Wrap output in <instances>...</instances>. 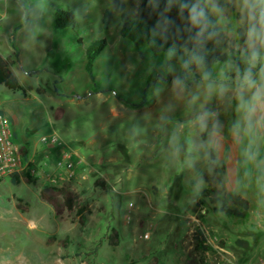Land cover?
I'll list each match as a JSON object with an SVG mask.
<instances>
[{"label":"rangeland","instance_id":"1","mask_svg":"<svg viewBox=\"0 0 264 264\" xmlns=\"http://www.w3.org/2000/svg\"><path fill=\"white\" fill-rule=\"evenodd\" d=\"M121 1L131 14L130 0ZM55 10L72 11L75 26L54 31ZM105 10L112 14L108 30L101 22ZM206 10L233 55L208 81L199 73L202 81L187 86L168 55L138 51L120 37L110 0H0V57L24 88H32L23 97L0 87V112L25 148L33 176L31 185L0 181V264H264V136L257 117L246 131L234 91L223 97L206 92L229 62L243 75L248 26L236 10L231 14L212 0ZM99 39L107 46L92 80L85 50ZM145 89V106L132 109ZM56 108L63 110L60 120ZM66 159L74 164L71 176L64 174ZM205 173L221 192L249 200L245 219L215 213L209 203L191 212L206 187ZM45 184L80 194L90 209L84 226L75 212L58 216L39 199ZM111 229L115 247L107 243ZM196 230L205 236L203 253L194 250Z\"/></svg>","mask_w":264,"mask_h":264},{"label":"trees","instance_id":"2","mask_svg":"<svg viewBox=\"0 0 264 264\" xmlns=\"http://www.w3.org/2000/svg\"><path fill=\"white\" fill-rule=\"evenodd\" d=\"M114 11L120 17L119 35L127 40L132 46L139 51L140 48L146 47L153 55L166 54L171 60L176 62L182 68L181 77L185 85L190 86L194 83L202 81L199 73L207 72L209 77L213 75L214 68L221 63L228 61L233 51L230 50V42L224 32L216 25L213 17L208 12L209 26L206 32L214 33L212 39L206 40L202 45H198L195 40V29L189 31L187 21V11L181 13L180 5L187 3L191 6L196 0H130L133 6L131 14L125 12V5L121 0H110ZM220 7L226 9L229 13H235L232 4L226 0H212ZM207 11V10H206ZM239 19V14H236ZM112 20V14L105 10L102 14V27L108 30ZM76 24L75 16L72 11L55 10L53 29L61 31L66 28H73ZM237 36L240 43H244L243 30L241 27L237 29ZM107 43L104 39L94 40L85 50V71L89 78L93 80V65L96 58L105 49ZM170 50L172 54L169 55ZM140 59H143L141 52ZM199 55L203 58V65L197 66L193 61V57ZM0 87H4L12 93H18L23 97H27L32 88H24L18 81L17 77L9 70L8 63L0 57ZM38 91V90H37ZM146 104V89L139 103L132 104V109H140ZM63 110L56 108L55 119L60 120ZM14 142L18 144L15 133L13 132ZM20 151L27 159L26 150L20 146ZM210 167L216 169L214 163V155L210 153ZM13 185L23 183L31 185L33 176L23 170L13 173L10 176ZM204 181L206 187L200 194V198L193 203L190 210L196 214L203 209L207 203L214 206L213 212L221 213L225 217L243 220L247 217L250 209V202L242 195L236 192H221L214 184L213 178L205 173ZM98 182L95 183L97 185ZM39 199L48 205L53 212L60 216L65 212H75L78 224L82 227L85 224L86 215L90 212L88 206L82 204L79 193H72L65 186H55L45 184L39 190ZM219 204V207L216 205ZM17 208L26 211V207L21 206L18 200ZM194 250L197 253L205 251V236L196 230L193 234ZM107 243L110 246H117V232L111 229L107 236ZM129 264H134L130 262ZM186 264H202L195 259H190Z\"/></svg>","mask_w":264,"mask_h":264},{"label":"clouds","instance_id":"3","mask_svg":"<svg viewBox=\"0 0 264 264\" xmlns=\"http://www.w3.org/2000/svg\"><path fill=\"white\" fill-rule=\"evenodd\" d=\"M209 2L210 0H196L191 6L187 3L180 5L181 13L187 11L189 31L196 30L194 40L198 45H202L204 41L212 39L215 35L214 33L206 35L209 26L206 8ZM232 7L239 13L241 23H246L248 26L245 44L250 56L245 58L246 67L243 75L229 62L218 73V82L207 83L206 92L208 95L223 97L228 91H234L237 110L244 113V119L248 122L246 131H253L251 121L253 117H257L256 130L258 134L264 136V0H232ZM211 11L213 14H218L221 10L213 5ZM171 54L170 50L169 55ZM192 59L198 67L204 63L199 55ZM233 71L236 73L234 77L229 75ZM202 78L208 81L209 74L205 72ZM245 93L249 94L247 102L244 100Z\"/></svg>","mask_w":264,"mask_h":264},{"label":"built area","instance_id":"4","mask_svg":"<svg viewBox=\"0 0 264 264\" xmlns=\"http://www.w3.org/2000/svg\"><path fill=\"white\" fill-rule=\"evenodd\" d=\"M49 140L52 143L58 141L55 135H52ZM63 162L66 166L64 174L71 176L74 164L69 159ZM23 170H27L26 160L20 151V146L14 142L10 119L0 112V181ZM216 264L222 263L217 262Z\"/></svg>","mask_w":264,"mask_h":264},{"label":"bare ground","instance_id":"5","mask_svg":"<svg viewBox=\"0 0 264 264\" xmlns=\"http://www.w3.org/2000/svg\"><path fill=\"white\" fill-rule=\"evenodd\" d=\"M31 226H32V224H31Z\"/></svg>","mask_w":264,"mask_h":264}]
</instances>
